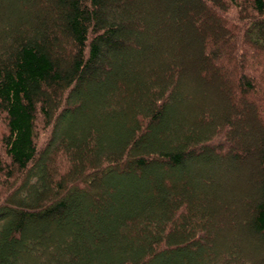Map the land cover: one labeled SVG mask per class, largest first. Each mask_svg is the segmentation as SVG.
Returning a JSON list of instances; mask_svg holds the SVG:
<instances>
[{
    "label": "trees",
    "instance_id": "16d2710c",
    "mask_svg": "<svg viewBox=\"0 0 264 264\" xmlns=\"http://www.w3.org/2000/svg\"><path fill=\"white\" fill-rule=\"evenodd\" d=\"M7 1L0 3V264H159L160 259L172 258L198 242L210 251L218 239V223L211 208L198 209L186 198L180 203L181 191L176 194L172 188L163 189L169 200L162 208L157 201L156 182L151 180L150 190L156 194V200L129 215L117 216L109 211L103 216L101 192L105 183L96 180L103 177L105 168L120 174L129 169L142 172L155 163H164L168 169L190 170L187 161L206 150L225 155L229 151L228 158L242 160L248 150L239 148L240 130L234 123V105L230 104L232 111H227L225 123L212 128L201 139L195 135L190 137L192 141L186 134L183 138L174 129L171 140L175 143L170 149L157 151V156L144 153L142 145L152 137L153 128L167 118L179 71H183L172 62L161 63L155 58L157 66L143 70L144 75L139 77L141 86L135 94L122 79L117 89H121L120 93H104L105 98L100 101L104 118L121 119V126L116 131V141L101 147L103 132L97 125L88 126L83 135L81 129L75 132L70 126L71 112L79 114L71 92L91 86L113 69L110 57L121 55L128 47L141 48L132 32L141 31L142 26L148 29L149 25L141 19L146 11L138 9L136 19L131 20L126 15V4L131 0H122L121 5L119 0H23L36 19L25 24L23 14L8 17ZM194 1L212 5L217 17L225 20V10L236 8V13L243 17L236 20L252 23L250 28L238 25L239 33L242 31L246 40L264 47V0ZM199 4L192 12L199 24L215 21L214 27L206 28L207 44L201 57V73L210 75L216 73L214 64L221 54H234L242 43L234 40L238 33L234 35L232 25L224 28L212 10L209 12L203 3ZM114 9L124 16L113 18L110 11ZM164 10L157 12L162 19ZM162 28L163 35L169 38L171 28L166 24ZM164 44H160L158 51L167 53ZM63 45L66 47L62 48ZM136 64L128 69L134 71L131 75L142 69L140 63ZM239 67L236 82L231 80L226 85L224 81L225 89L230 95L237 92L236 100L244 99L247 110L253 113L255 109L263 121L264 108L256 103L253 109L250 100H246L257 89V82ZM61 113L72 119L66 120L67 126L56 137ZM40 124L42 136L38 132ZM175 126L182 130L179 123ZM199 132L202 129L198 136ZM262 132L258 150L259 195L253 200L250 220H245L243 227L264 243V129ZM33 210L39 218L54 221L69 215L72 221L65 224L61 234L27 235L25 224ZM240 251L222 245L196 263H182L253 264Z\"/></svg>",
    "mask_w": 264,
    "mask_h": 264
},
{
    "label": "rangeland",
    "instance_id": "374dc122",
    "mask_svg": "<svg viewBox=\"0 0 264 264\" xmlns=\"http://www.w3.org/2000/svg\"><path fill=\"white\" fill-rule=\"evenodd\" d=\"M4 1L0 0V3ZM30 1L32 0L27 2ZM157 1L131 0L124 3L128 5L126 15L131 20L136 19L138 9L142 8L147 13L141 19L143 23L146 22L149 25L148 29L142 26L141 31L132 32L133 37L141 43V48L128 47L122 50L121 55L110 57L113 69L107 71L91 86L87 85L86 88L81 86L74 89L71 94L74 104L77 106L75 111H79V114L75 115L76 112L72 111V119L61 113V119L54 134L58 137L67 126L66 120L72 119L70 126H73L75 132L77 129H81V135L85 133L88 126L97 125L99 130L103 132L101 133V147L107 145L108 142L116 141V137L119 135L116 131L121 126V119L107 121L104 118L102 114L104 109L100 106V101L105 98L104 93L109 92L112 95L120 93L121 89H117L119 80L122 79L129 91L135 94V89L141 86L139 77L144 75L143 70L147 69L148 66L154 68L157 66L155 58L161 63H174L179 69H183V74L179 71L177 89L169 101L167 118L153 128L152 137L142 145L143 152L157 156V151L170 149L171 145L175 143L171 140L174 129L183 138V135L186 134L189 135V138L196 135L197 139H201L202 135L212 131V128L225 123L227 111H232L230 104H233L234 123L240 130L239 148L242 151L248 150V154L242 160H232L228 158L229 151L225 155L214 150H206L202 155H194L190 161H187L190 170L178 167L168 169L164 163H155L152 167L143 169L142 172L129 169V172H121L120 174H115L111 169L105 168L103 177L96 180L101 179L105 183L101 192L104 198L103 216L109 211L117 216L129 215L143 204L156 200V194L150 190L151 180H153L156 182L157 201L162 208H164V202L169 200L163 189L172 188L176 194L181 191L182 201L180 203H183V199L186 198L198 209H202V207L204 210L211 208L218 223L216 229L218 239L210 251H206L207 247L204 248L203 243L198 242L191 249H181L172 258L160 259L159 264H183L182 261L196 263L205 255H209L210 252L214 253L215 249L221 248L222 245L228 250L239 248L243 256L252 260L253 264H264V243L258 239L256 234L243 227L245 220L247 222L250 220V207L253 200L258 197L260 188L258 150L262 143L264 120H259L254 107L257 103L258 106L264 108V47L260 43L246 40L244 38L246 35H243L242 31L239 33L238 25L250 28L252 23L236 20L243 18L239 16V13H236V8L224 9V14L227 17L225 20L217 17L211 7L212 5L205 1L198 3L194 0ZM122 3L123 1L119 0V4ZM199 3H203L209 12L212 10L216 20L224 28L232 25L234 35L235 32L238 33L234 40L242 43L238 42V46L236 44L234 54L227 56L221 54L220 60H216L214 64L216 73L210 75L201 73V68L204 67L201 57L207 44V29L214 27L215 21L208 25L199 24L197 15L192 14L195 7L201 5ZM5 7L10 11L8 17L14 18V16L18 17L23 14L25 24H30L32 20H36L32 15L31 7L25 4L23 0H9ZM190 7L192 8L190 9ZM164 8L165 18L162 19L158 13L160 9ZM223 11L220 10L221 13ZM110 14L113 18L124 16L123 12L117 13L115 9L110 11ZM188 14H190L189 18ZM164 24L170 27L173 32L169 38L163 35L162 27ZM203 25H206L204 29H202ZM162 42L165 43L164 46L168 55L165 53L166 51H161L162 49L158 51ZM65 47V45L62 46V48ZM160 55L166 57L163 59ZM144 59L147 63H143ZM136 63H140L142 69L131 75L134 71L128 69ZM239 66L242 67L241 72L247 73L257 82V89L246 97V100H250L251 105H248L254 109L253 113L247 110L244 99L242 101L236 100L237 92L230 95V91L225 89L224 81L226 85L231 80L236 82L235 73L240 68ZM163 70L166 72L167 68L164 66ZM229 116L231 117V113H228ZM253 116L257 122L253 121ZM205 119L206 122H204ZM178 123L182 130L175 126ZM41 126V124L38 126V132L42 136L44 131ZM105 127H108L109 130H106ZM200 129L202 132H199L200 135L198 136L197 133ZM49 130L50 128L48 132ZM165 138L166 140H164ZM189 138L187 139L189 140ZM190 139L192 140V138ZM191 140L189 141L191 142ZM167 183L170 184L169 187L165 186ZM71 202H73L72 199ZM32 213L25 224L27 235L39 232L44 235L47 234V236H51V233L61 234L65 224H70L72 221V217L69 215L67 218L62 217L60 220L52 221L48 218H39L38 212L35 210ZM184 236L186 235H182V238ZM21 248L23 249V247Z\"/></svg>",
    "mask_w": 264,
    "mask_h": 264
},
{
    "label": "bare ground",
    "instance_id": "6f19581e",
    "mask_svg": "<svg viewBox=\"0 0 264 264\" xmlns=\"http://www.w3.org/2000/svg\"><path fill=\"white\" fill-rule=\"evenodd\" d=\"M182 122V121H181Z\"/></svg>",
    "mask_w": 264,
    "mask_h": 264
}]
</instances>
